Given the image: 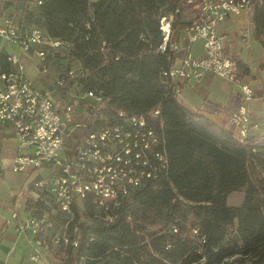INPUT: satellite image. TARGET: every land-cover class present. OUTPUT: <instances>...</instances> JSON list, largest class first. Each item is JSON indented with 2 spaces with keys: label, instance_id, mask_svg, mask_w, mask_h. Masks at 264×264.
Wrapping results in <instances>:
<instances>
[{
  "label": "trees",
  "instance_id": "1",
  "mask_svg": "<svg viewBox=\"0 0 264 264\" xmlns=\"http://www.w3.org/2000/svg\"><path fill=\"white\" fill-rule=\"evenodd\" d=\"M184 8L191 9L186 0H43L27 17L52 36L75 43L77 57L91 72L87 87L103 90L110 109L150 115L159 108L158 130L166 140L168 168L122 202L114 223L99 221L91 201L86 202L79 246L65 249L63 264H193L203 257L205 264H223L235 256L264 264V137L250 132L241 143L227 123L190 112L175 95L176 83L164 74L176 55L158 51L160 19L173 14L174 28ZM188 23L173 42L183 41ZM253 23L254 38L264 47V3L255 2ZM104 41L122 54L119 60L108 51L103 65L99 47ZM10 69L2 50L0 71ZM239 72L249 73L240 60ZM241 103L238 95L228 109L216 104L207 109L225 112L229 121ZM234 192L245 194L240 206L227 203ZM35 205L39 213L52 210ZM190 214L197 220L189 221ZM55 218H61L58 228L64 227L66 215ZM175 220L178 233L169 228ZM189 222L206 236L202 245L190 237Z\"/></svg>",
  "mask_w": 264,
  "mask_h": 264
},
{
  "label": "built area",
  "instance_id": "2",
  "mask_svg": "<svg viewBox=\"0 0 264 264\" xmlns=\"http://www.w3.org/2000/svg\"><path fill=\"white\" fill-rule=\"evenodd\" d=\"M14 14L0 15V41L6 47L9 71H0V125L8 126L7 133L16 140L18 154L8 165L14 172H28L26 212L13 211L7 225L14 226L19 235L28 237L33 246L31 260L51 264L55 255L64 260V249L76 250L81 235L78 226L91 201L94 217L105 225L116 221L122 202L133 193L157 180L168 168L166 140L158 130L160 110L150 115H136L108 107L103 90L87 87L91 72L77 57L76 45L52 36L44 28L30 24L27 17L43 4V0H13ZM97 0H90V4ZM255 2L264 0H186L194 12L183 32L182 42H173L174 15L160 19L162 42L158 51L170 50L176 56L165 75L178 84L199 81L212 73L237 85L242 103L230 114L235 138L246 143L251 130L259 125L252 120L248 103L255 93L243 82L239 61L226 54L230 37L219 32V24L230 16L254 11ZM90 29V23L86 24ZM248 43L249 34H242ZM201 42L204 56L196 57L194 44ZM119 60L122 54L112 44L99 47L103 65L107 52ZM29 65L38 72V79L27 73ZM35 203L52 207L40 212ZM66 215L64 227L58 228L55 216ZM73 231L69 225L75 220ZM190 237L202 245L206 236L199 226H191ZM178 233L177 220L169 225ZM59 229V230H57ZM198 253L203 249L199 246ZM237 257L225 260L231 264ZM243 259V257H241ZM241 262V263H240ZM206 258L193 264H205ZM234 264H262L250 257ZM232 263V264H233ZM63 264V263H62Z\"/></svg>",
  "mask_w": 264,
  "mask_h": 264
},
{
  "label": "crops",
  "instance_id": "3",
  "mask_svg": "<svg viewBox=\"0 0 264 264\" xmlns=\"http://www.w3.org/2000/svg\"><path fill=\"white\" fill-rule=\"evenodd\" d=\"M13 3V4H11ZM17 6L13 0H0V15L14 14ZM219 32L228 35L226 54L242 61L249 68V73L242 76L243 82L249 84L255 93L254 99L248 103L252 120L259 123V127L251 132L264 137V47L254 38L253 12L239 16H230L219 24ZM248 32V43L243 40L242 34ZM1 47L6 45L0 41ZM247 53L244 54L243 51ZM192 51L196 57H203L202 43L193 45ZM33 71V74L31 72ZM27 73L30 77L38 79V72L29 65ZM180 92L177 98L192 113L202 112L206 117L219 125L227 123L232 129L225 112L208 110V104L220 105L228 109L241 95L237 85L229 80L222 79L212 73H206L201 80H189L179 84ZM8 126L0 125V156L4 158L3 164L8 165L11 158L18 154L16 140L7 133ZM30 178L28 172H14L10 167L2 169L0 164V264H46L45 261L31 260L33 246L25 235H19L14 226L7 225L13 211L25 214L27 190ZM240 193L242 197L238 204L230 202L234 194ZM244 192H234L228 196L229 206H240L244 201ZM23 214V215H24ZM22 215V216H23ZM51 264H60L61 261ZM62 264V262H61Z\"/></svg>",
  "mask_w": 264,
  "mask_h": 264
},
{
  "label": "rangeland",
  "instance_id": "4",
  "mask_svg": "<svg viewBox=\"0 0 264 264\" xmlns=\"http://www.w3.org/2000/svg\"><path fill=\"white\" fill-rule=\"evenodd\" d=\"M11 4H13V3H11ZM193 17H194V12H193V10H192V9H186V8H184V9L180 12L179 16H178L177 19H176V25H175L174 28H173V30H174V34H175V35H178V36H182V35H183V33H182V28L184 27L185 20H186V19L192 20ZM243 53L246 54L247 51L244 50ZM31 74H33V71L31 72ZM241 197H242V195H241L240 193L234 194L233 197L231 198L230 202H231L232 204H238V203L240 202V198H241ZM21 213H22V215L24 214L23 212H21ZM84 220H85V217L82 216L81 221H84ZM193 220H197V219H196V216H195L194 214H190V215H189V221H193ZM56 221H57V222H60V221H61V218L56 219ZM57 230H59V229H57ZM64 250H65V249H64ZM62 255L66 258L64 252L62 253ZM65 258H64V259H65ZM51 260H52V262H58V263H59V261H60L55 255L51 256ZM235 261H242V262H243L244 259H242L241 257H237L233 262H235ZM233 262H230V263L232 264ZM62 263H63V262H62ZM240 263H241V262H240ZM60 264H61V262H60ZM233 264H234V263H233Z\"/></svg>",
  "mask_w": 264,
  "mask_h": 264
}]
</instances>
